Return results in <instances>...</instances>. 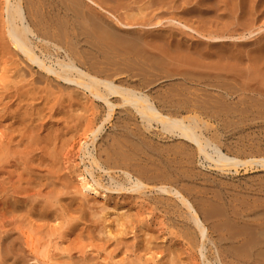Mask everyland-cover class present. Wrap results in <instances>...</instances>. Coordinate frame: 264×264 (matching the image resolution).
Segmentation results:
<instances>
[{
	"label": "bare ground",
	"instance_id": "bare-ground-1",
	"mask_svg": "<svg viewBox=\"0 0 264 264\" xmlns=\"http://www.w3.org/2000/svg\"><path fill=\"white\" fill-rule=\"evenodd\" d=\"M188 1L179 2L186 5ZM223 1L225 2L216 0L213 4H221ZM176 3L178 0H0V171L4 172L6 168L3 166H7L15 158V162L21 167L20 171L15 168L17 166L12 165L9 170L10 166H7L5 172L14 170L16 175H20V181L26 176L23 181L33 183L36 179L39 180L35 177L41 174L55 179V184L50 182L51 186L55 185L51 190L46 187L50 191H47L48 195L44 189L45 198L41 202L30 204V213L31 210L33 212L26 221H20L16 224L17 227L15 225L9 229L0 221V264H164L165 261L173 264L174 260L185 256L181 247H168L163 251L160 249L157 251L161 253L160 261H156L154 257L146 258L151 254V249H156L155 235L151 231L145 233V237L142 233L143 240H137L136 244H128L129 230L131 231L128 225L134 229V218H137L139 211L133 207L140 200L154 204L156 208L173 216L174 224L181 228L179 231L183 234L181 242L187 244V249H193L192 252L196 249L195 254L199 250V255L205 257L209 229L202 219L198 205L191 201L188 194L192 193V189L189 190L190 184L194 188L196 185L193 184L200 180L205 185L210 181L202 179L204 175L201 172L194 173L195 168L191 165L199 159L201 166L207 163L210 168L222 172L246 166L264 168V156L249 157V152L248 158L241 159L230 156L228 151L225 153L219 141V132L215 130L213 133V126L210 124L217 117H264V53L262 49H250L253 47L250 43L241 41L250 32L245 35L247 37L243 32V36H233L232 33L224 35V31L222 35H207V32L204 36L195 30L198 36H203V41L189 44L190 41L186 43L181 38L178 39L182 35L180 32L183 33L184 30L193 32L188 23L195 16L193 14L190 21L187 16V23L184 17V21L180 19L183 15L172 12ZM229 3V7H232L231 2ZM249 5L247 4L248 7ZM212 6V3L205 4L207 8ZM248 7L247 11L250 9ZM216 9L215 12L220 10ZM231 9L234 10V6ZM176 10L180 9L177 7ZM234 13L231 12L235 16ZM211 16L213 18L214 15ZM247 16L235 24L234 31L239 32L237 26H243L241 30H246L244 25L250 15ZM217 18L216 16L215 19ZM214 24L212 27L215 29ZM176 27L179 28V34L175 31ZM225 28L229 30L226 26ZM230 31L233 32L231 28ZM42 84V90L48 98L51 97L52 102L46 97L42 101L33 97L40 90L38 85ZM65 103L67 107L64 106L63 110L67 111L63 112L60 107ZM116 109H122L120 114L126 115L119 117L114 123L115 131L102 136L101 132L105 130L106 124L113 123L111 119H114ZM44 110L48 113L49 123L46 122V117H41ZM253 117L249 120H254ZM155 128L158 130L154 131ZM261 132L264 133V130ZM89 144L93 145V150L89 148ZM72 149L75 151H71ZM68 151L69 155L76 152L73 156L77 160L81 158L86 169L78 166L80 162L74 167L76 161L68 166L70 157L65 156ZM64 156L67 157L66 160ZM68 171L70 176L78 179V186L72 187L69 184ZM1 172L0 174L3 173ZM5 172L4 174H8ZM10 175L12 174H9L11 179ZM16 175L14 178H17ZM0 176L4 178L0 181V196L5 200L3 204L29 205L32 202L30 199V202H26L27 198L36 200V194L30 195L24 185L13 188V183L20 179L19 176L13 183L9 180L5 182L9 177L5 179V175ZM46 176L42 177L45 181ZM41 180L40 184L43 182ZM36 183L39 184V181ZM50 184L46 185L50 187ZM209 186L218 187L215 181H211ZM212 188L204 192H211ZM188 191L190 192L187 194ZM85 193L99 197L102 202L98 201L99 206L98 202L92 203ZM112 194L116 195L114 199ZM118 197H127V204L123 200V207L118 209L120 204L111 207L114 205L109 203L119 201ZM220 198L214 195L207 199L218 203ZM132 199L135 200L133 204ZM221 203L223 205L222 201ZM240 205L243 206L244 203ZM209 207V212L206 211L208 215H213ZM9 209L13 210V207ZM202 209L205 211L206 208ZM214 209L215 207L212 210ZM249 210H252L251 207ZM3 211H0L2 217ZM13 212L11 213L14 215ZM109 212H113L112 216H109ZM5 214L11 216L9 210ZM20 215L15 221L22 217ZM239 215L241 217V213ZM50 216L54 217L52 230L48 228ZM113 216L115 219L111 221ZM88 219L91 223L94 221L92 225L87 224ZM40 221H47V224ZM6 223L9 227L10 224ZM216 223L215 225L218 224ZM228 224L229 228L234 226L231 222ZM46 227L48 232L45 231ZM242 227L244 226H240L239 230ZM213 229L212 231L217 228ZM250 229L247 228L248 234L256 231L255 228L254 231ZM262 230L258 235L259 231L255 232L257 238L259 235L264 236ZM220 233L218 240L226 244L228 234L225 239L224 235L221 236L222 231ZM85 235L91 239L96 237V242H84ZM137 235L138 233L134 234L135 237ZM244 235L245 231L239 234L235 244L232 243L234 247L236 245L244 250H236L234 258L241 262L255 259L258 256L256 253L255 256L252 253L244 254L255 246L260 250H257L259 256L264 254V237H259L263 243H254L253 246V241L257 238L253 240L252 235L250 238L253 241L249 238L245 240L242 238ZM230 238L232 240L234 237L230 234ZM190 255L194 256V253ZM217 260L218 257L216 262ZM210 262L209 264H213Z\"/></svg>",
	"mask_w": 264,
	"mask_h": 264
},
{
	"label": "rangeland",
	"instance_id": "rangeland-1",
	"mask_svg": "<svg viewBox=\"0 0 264 264\" xmlns=\"http://www.w3.org/2000/svg\"><path fill=\"white\" fill-rule=\"evenodd\" d=\"M182 2V0H178V3H176V5H175V7H176V9H177V7H178V9H180L179 11L178 10H176L175 9V7L173 6V8H172V12H174V13H177L178 15H183L182 17H179L180 19L182 18V20L184 21V19H183V17L186 19L187 18V16H188V18L187 19H192L193 18V14H194V16L196 17L197 15H195V14H198V18H197V20L195 19V17L192 19V22H189L188 24H190L189 26H191V28L193 29V32H191V31H186V30H184L183 31V33H181L180 32V34H182L180 37H178V39L179 38H181V40L182 41H186V43H188L189 41V44L192 42L193 44L194 43H196L198 40H200V41H203V36L202 35H204V36H206L205 35V33L207 34V32H208V34L207 35H222V33H223V31H224V35H230L231 33H232V35L233 36H240V35H242V33L241 32H243V35L245 36V35H247L249 32L250 33H252L251 35H250V33H249V35H247V36H245V37H247L245 40H241L242 42H244V43H250V46H253L252 48H250V49H254V50H256V49H262L263 51H262V53H264V0H225V2L223 1L221 4H219V3H216V4H213V3H215L216 2V0H202L203 2H201V0H194V2H193V0H189V1H191V3H189V1L187 2V4L186 5H183L184 4V2L183 3H181L180 4V2ZM199 1V2H198ZM205 1H207V2H205ZM213 1H215V2H213ZM218 2H220L221 0H217ZM242 1V2H241ZM248 1H250V2H248ZM254 1V2H253ZM258 3H260V4H258ZM201 2V3H200ZM229 2H231V4H232V7L234 6V10H232L231 8V6L229 7V5H230V3ZM247 2V3H246ZM191 5V6H188L189 4ZM207 3V5H210V3H212V5L213 6H215V5H218L217 7L215 6V7H213L212 6V8H207V7H205V4ZM228 3H229V5H228ZM241 3V4H240ZM243 3V4H242ZM178 4H180V6L178 5ZM195 4H198L197 6L195 5ZM247 4H250L249 5V7L247 6ZM261 4H263V6L261 5ZM173 5V4H172ZM201 5V6H200ZM204 5V6H203ZM228 5V6H227ZM241 5V6H240ZM185 6V7H184ZM252 6H256L257 8H255V7H252ZM261 6H262V8H261ZM197 7V8H196ZM203 7H205V8H203ZM229 7V8H228ZM246 7H248V8H250L249 9V11H247V8ZM184 8H186V10L184 9ZM216 8H218V9H220L219 11H217V12H215L216 10L215 9ZM224 8V9H223ZM237 8H238V10H237ZM258 8H260V9H258ZM174 9V10H173ZM253 9V10H252ZM198 10V11H197ZM226 10V11H225ZM230 10V11H229ZM236 10V11H235ZM244 10H246V12L248 13H246ZM256 10V11H255ZM182 11V12H181ZM220 11H222V12H220ZM181 12V13H180ZM189 14H188V13ZM214 12L216 13V15L214 14ZM219 12V13H218ZM231 12L232 13H234L235 14V16L233 15V14H231ZM240 12V13H239ZM237 13V14H236ZM250 13V14H249ZM253 13V14H252ZM255 13V14H254ZM250 15V16H252V15H254L253 17H250L249 16V18H247V21L248 22H246V24L244 25L246 28V30H241V27H243V26H237V30H239V32H237V31H234V30H236V28H235V24L239 21V20H241V18L242 17H244V19H246L245 18V16L246 15ZM207 15H210L209 17L207 16ZM211 15H214L213 16V18H212V16ZM192 16V17H191ZM201 16V18H199ZM208 17V18H206V17ZM221 17V21L217 18V19H215V17ZM247 16V17H248ZM230 17V18H229ZM209 18L211 19V20H209ZM186 19V23H187V20ZM190 19H189V21H190ZM201 19V20H200ZM232 19H234V20H232ZM237 19V20H236ZM196 20V21H195ZM204 20H206V21H203ZM229 20V21H228ZM194 21H195V25H193L194 24ZM207 21H209V22H207ZM215 21V22H214ZM223 21V22H222ZM199 22H201V24L199 23ZM203 22V23H202ZM215 24H214V23ZM226 22V23H225ZM249 22H251V24H249ZM208 23L210 24V25H208ZM220 25H219V24ZM224 23H225V25H224ZM234 23V24H233ZM252 23H253V25H252ZM204 24V25H203ZM207 24V25H206ZM215 25V29H214V26L212 27V25ZM227 24H232V26H230V25H227ZM205 25H206V27L208 26L209 28H210V30H207V29H209L208 27L206 28L205 27ZM224 25V26H223ZM197 27V29H196V27ZM217 26H219V27H217ZM225 26L227 27V28H229V30H226V28H225ZM249 26H251V28L249 27ZM220 27H223L224 29H220ZM235 29H234V28ZM248 27H249V29H248ZM203 28V29H202ZM230 28H231V30H233V32L232 31H230ZM233 28V29H232ZM179 29V28H178ZM178 29H177V27H176V30L175 31H177L176 33L177 34H179V32H178ZM205 29V30H204ZM248 29V30H247ZM195 30H198V31H200V33L202 34L201 35V37L200 36H198L199 34H197L196 32H195ZM204 30V31H203ZM218 30V31H217ZM241 30V31H240ZM250 30V31H249ZM214 31L216 32V33H214ZM247 31V32H246ZM211 32V34H209ZM235 32V33H234ZM236 32H237V34H236ZM221 33V34H220ZM227 33H230V34H227ZM238 33H239V35H238ZM245 33V34H244ZM188 34V35H187ZM242 35V36H243ZM189 36V37H188ZM198 37V38H197ZM250 37V38H249ZM192 38H197V40H195V39H192ZM177 39V40H178ZM177 40H176V42H177ZM185 43V42H184ZM257 43V44H256ZM258 47V48H257ZM263 56H264V54H263ZM264 66V65H263ZM262 70L264 71V67H262ZM28 79V78H27ZM206 82V81H205ZM40 88V92L38 91V94H35L33 97H35L37 100H39V99H41V101H42V98L44 97V99H49L51 102H52V100H51V97H49L48 98V95L45 93V91H43L42 89L44 88V86H43V84L40 86V85H38ZM46 97V98H45ZM235 97V96H234ZM233 97V98H234ZM36 99H34V100H36ZM46 103H48V101L46 102ZM49 106L51 105V104H48ZM63 106V107H62ZM62 106L60 107V110H62L63 112L66 110L67 111V109H65V110H63L64 109V106H66V103L65 104H62ZM67 107V106H66ZM62 108V109H61ZM120 110H122V109H120ZM120 110H118V109H116V114H115V116H114V119H111V121L113 120V123H111V125H109V124H106V126L104 127V131H102L101 133V135L102 136H104L106 133H110V132H113V131H115V129L116 128H114L115 127V124H116V122H117V120L119 119V117H124L123 115H126V114H124V113H122V114H120ZM65 111V112H66ZM122 115V116H121ZM61 116V115H60ZM59 116V117H60ZM63 116V115H62ZM61 116V117H62ZM41 117H48V113H47V111H43L42 112V114H41ZM241 117V118H240ZM239 118L237 117V118H232V117H219V119H218V117L216 118V119H214L215 120V122H213L214 120H212L211 122L212 123H210L212 126H213V128H212V132L214 133L215 132V130L217 131V132H219V141L221 142V144H222V148H223V150L225 151V153H227V151H228V154L230 155V156H238L239 158H241V159H245V158H248V156H249V152H250V156L249 157H255V158H258V156L260 157V156H264V148H263V144H264V133L263 132H261V131H263L264 130V117H256L257 119H255V117H253V116H240ZM250 117V118H249ZM251 117H253L254 118V120H249V119H251ZM243 118V120H241ZM245 118L247 119V120H245ZM258 118H260L262 121H260V119L258 120ZM49 118H47V120H46V122H48L49 120H48ZM103 119V118H102ZM220 119H222V120H220ZM227 119V120H226ZM217 120V121H216ZM234 120V122L232 123V121ZM257 122H256V121ZM226 121V122H225ZM231 121V124L229 123ZM249 121V122H248ZM254 121V122H253ZM50 122V121H49ZM48 122V123H49ZM218 122H220L221 124H219ZM224 122V123H223ZM247 122V123H246ZM115 123V124H114ZM217 123H218V125H217ZM237 123V124H236ZM249 123V124H248ZM262 123V124H261ZM113 124V125H112ZM226 124H228V125H226ZM230 124V125H229ZM256 124V125H255ZM261 124V125H260ZM224 125V126H223ZM215 126V127H214ZM219 126V127H218ZM223 128H222V127ZM235 126V127H234ZM246 126V127H245ZM245 127V128H244ZM249 127V128H248ZM112 128H114V129H112ZM216 128V129H215ZM229 128V129H228ZM223 129V130H222ZM225 129V130H224ZM263 129V130H262ZM154 131H157L158 129L157 128H155V129H153ZM219 130V131H218ZM222 130V131H221ZM250 130V131H249ZM254 130V131H253ZM258 130H260V132L258 131ZM221 131V132H220ZM232 131V132H231ZM246 131V132H245ZM252 131V132H251ZM244 133H246V135L244 134ZM251 133H252V135H251ZM256 133V134H255ZM229 134V135H228ZM249 134V135H248ZM253 134H255V136H253ZM259 134H260V136H259ZM223 135H225V136H223ZM263 135V136H262ZM237 136V137H236ZM253 136V137H252ZM221 137V138H220ZM223 137H225V138H223ZM232 137H234V138H232ZM239 137V138H238ZM249 139H248V138ZM227 138V139H226ZM244 138V139H243ZM247 138V139H246ZM251 138H252V140H251ZM98 139H100V138H98ZM261 139V140H260ZM231 140V141H230ZM246 140V141H245ZM251 140V141H250ZM254 140V141H253ZM255 140H256V142H255ZM258 140V141H257ZM235 141H237V142H235ZM240 141V142H239ZM16 142V141H15ZM228 142V143H227ZM246 142V143H245ZM239 143V144H238ZM244 143V144H243ZM248 143V144H247ZM254 143V145H252ZM256 143V144H255ZM258 143V144H257ZM260 143V144H259ZM263 143V144H262ZM235 144V145H234ZM237 145L239 146V147H237ZM92 146L93 145H90L89 144V148L91 149V150H93L92 149ZM232 146V147H231ZM244 146V147H243ZM255 146V147H254ZM262 146V147H261ZM14 147H16V146H14ZM77 148H78V145H77V147H75L74 149L75 150H77ZM94 148V147H93ZM226 148V149H225ZM234 148V149H233ZM252 148V149H251ZM71 148H69V150H70ZM74 149H72L71 151H73ZM89 149V150H90ZM229 149V150H228ZM238 149V150H237ZM258 149H259V151H258ZM74 150V151H75ZM242 150V151H241ZM244 150H245V152H244ZM261 150V151H260ZM237 151V152H236ZM241 151V152H240ZM70 151H68V152H65V154H67V155H65V156H68V157H70V158H68V161H69V159H70V161H69V163L67 164L68 166L70 165V164H72L74 161H76V162H74L72 165L75 167V165L76 164H78L79 162L81 163H83V161L81 160V158H79V160H77V157L76 156H73L74 155V153L76 154V152H72L71 153V155H69L68 153H69ZM90 152H92V151H90ZM237 153V154H236ZM247 154H248V156H247ZM65 156L63 157L65 160H66V158H65ZM72 156V157H71ZM74 160H73V159ZM76 158V159H75ZM72 159V160H71ZM13 161L15 162L16 160H15V158H13V160L11 159L9 162H11L10 164H9V162H8V164H7V166L9 167H7L6 165L5 166H3V167H5L7 170H9V169H11V166L12 165H14V166H17V167H15V168H17L19 171H20V169H21V167H20V165H18L17 164V162H15V163H13ZM198 162V163H197ZM78 164V166L80 165V167H81V169H86L85 168V165H84V163L83 164ZM196 164V165H195ZM208 164L206 163V164H204L203 166H205V167H203V166H201V164H200V162H199V159H196L194 162H192V167L193 168H195L194 170H193V172L194 173H202V175H204V176H202V179H208L210 182L211 181H215V184H217L218 185V187H215V188H212V187H210L209 185H210V182H207L208 183V185H205L206 183H204V181H202V180H200L198 183H196V184H193L194 186V188H192L191 187V185L192 184H190L189 185V190H191L192 189V193H190V194H188L190 191H188L187 192V194L189 195V198L191 199V201L192 202H194V203H196L197 205H198V207H199V209H200V211H201V216H202V219L205 221V224H206V226L208 227V239H206V242H205V249L206 250H204V255H205V257H207L208 256V258H205V257H203L201 254L199 255V250H197V253L195 254V250L196 249H194V251L192 252L191 250H193V249H191V250H189V249H187L188 247H187V244H185V242L184 241H182L181 242V240H183V238L181 237L183 234H181L182 233V231H179L181 228L180 227H178L176 224H174L175 222L173 221V216H171V215H169V214H166L165 212H164V210L163 209H160V208H156L155 206H154V204H151V203H147V202H145L144 203V200H140V201H138L139 202V204H138V202H136L135 203V200H131V202H132V204H133V202L135 203L133 206V208H136L138 211H139V214H138V216H137V218H134L135 220H134V223L135 224H133V226H134V229L131 227H129V225H128V229H131V231L129 230V235H128V244H132V243H134L135 242V244H136V242H137V240H139V239H142L143 240V237H145V233H147V232H149V231H151V233H152V235L154 234L155 236V244H156V249H154L153 247V249H151V250H153V252L150 250V253L151 254H149L148 256H146V258H152V257H154V259L156 260V261H160V259H161V253L160 252H157V251H160V249H161V251H163L164 249H167L168 247H174L175 246V249H177L178 247H181V249H183V251H185V253H183V254H185V256H183L182 255V258H180V260H179V258L178 259H176V260H174L173 261V264H191L192 263V260H193V262L194 263H192V264H206V262H208L207 264H209V262L212 260V259H214V260H212L210 263H212L213 262V264H260L258 261H260L261 262V264L263 263L264 264V261H262V260H264V256H262V255H264L263 253H261V255L259 256V252H260V250L258 249V247H256L255 245L256 244H258V242H262L260 239H259V237H261V238H263L261 235H259L258 236V238H257V236H256V231H259V233H257V235L258 234H260V230H262V232H264V168H262V169H260V168H253L252 166H246V167H243V169L242 168H237V169H231V170H227V171H219V169H214V168H210L209 167V165L207 166ZM13 166V167H14ZM19 166V167H18ZM77 166V165H76ZM66 167V166H65ZM64 167V170L66 169ZM87 167V166H86ZM208 167V168H207ZM250 167V168H249ZM20 168V169H19ZM200 168V169H199ZM204 170H203V169ZM246 168V169H245ZM4 169V168H3ZM6 169L4 170V172L6 171ZM12 169H14V168H12ZM206 169V170H205ZM1 170H2V168H1ZM213 170V171H212ZM19 171H17L16 170V173L18 172L19 173ZM67 171V170H66ZM203 171V172H202ZM219 171V172H218ZM235 171V172H234ZM1 172V171H0ZM2 172H3V170H2ZM1 172V173H2ZM4 172L2 173V174H0V175H5L4 177H5V179H6V177H9V174H12V175H10L11 176V179H10V177L9 178H7L6 179V181L5 182H7V180H9V182H11V183H13V181L14 180H16V179H19V180H16V181H14L15 183H13V188L14 187H16L17 185H20L21 184V186L22 185H24L23 187L25 188V187H27V188H25V189H27V191L29 190L30 191V193H29V191H28V193L30 194V195H35L36 196V200H32V198L31 197H29V198H27L25 201L26 202H28L29 200L28 199H30L31 200V202L32 203H29V205H28V203H22V204H17L16 203V205L15 204H13V205H10V206H8L7 204H3L4 202H5V200L0 196V200H3L2 202L0 201V211H7L8 212V210H9V215H11V216H8V215H6L5 214V212H4V218L5 219H7V220H4L3 219V217H2V214H0V218L2 217V220L0 219V221H2L3 222V225H5V227H7L6 229H9V228H12V227H15V225L16 224H18L20 221H26V219H28V217L32 214V212H33V210H31V213H30V210H29V206H30V204H33V203H36V202H41L40 200H42L43 198H45V195L43 194L45 191H44V189H46V187H48V189L50 188V190H51V188H53L55 185H52L51 186V184H55V179L53 180V179H49V178H47V176L45 175V174H41V176H36L35 178H39V180H35L36 182H38L39 181V184H40V180L42 179L43 180V182L41 183V184H43L44 186H42L41 184L39 185L38 183H36V182H33V183H25L23 180H25L26 179V176L25 177H22V181H20L21 180V177H20V175L19 174H15V172H14V170L12 171V170H10V172H5V173H8V174H4ZM69 172V171H68ZM227 172V173H226ZM17 176V178L15 177L14 178V174ZM96 173H97V171H96ZM64 174H66V172L64 171ZM208 174V175H207ZM213 174V175H212ZM225 174V175H224ZM8 175V176H7ZM222 175V176H221ZM18 176H19V178H18ZM46 176V181L42 178V177H45ZM208 176V177H207ZM213 177V178H211V177ZM223 176H224V178H223ZM66 177H67V174H66ZM214 177H217V178H214ZM90 178V177H89ZM1 179H4V178H2L1 176H0V181H1ZM41 180V181H42ZM50 180V181H49ZM67 180H68V182H69V184L72 186V187H75V186H78V179H76L75 177H73V175L72 176H70V172L68 173V178H67ZM222 180V181H221ZM49 181V182H48ZM106 182L108 181V177H106V180H105ZM202 181V182H201ZM221 181V182H220ZM226 181V182H225ZM230 181V182H229ZM23 184H22V183ZM50 182H52L51 184H50ZM225 182V183H224ZM231 182L233 183V184H231ZM257 182V183H256ZM47 183H49L50 184V187L48 186V185H46ZM221 183V184H220ZM8 184V183H7ZM16 184V185H15ZM32 184V185H31ZM227 184V185H226ZM9 185H11V184H9ZM8 185V186H9ZM38 185L40 186V187H42V188H40V187H38ZM202 185H204V186H202ZM235 185V186H234ZM247 185V186H246ZM250 185H251V187L252 188H250ZM31 186H35L34 188H32ZM197 186H199L198 188H197ZM222 186V187H221ZM241 186H243V187H241ZM18 187V186H17ZM22 187V188H23ZM31 187V188H30ZM38 187V188H37ZM44 187V188H43ZM202 187H204L205 188V190L207 189V191H208V189H209V191H210V188H212L211 189V192H207L206 191V193L208 194V195H206V193L204 192L205 190L202 188ZM209 187V188H208ZM246 187V188H245ZM37 188V189H36ZM40 188V191H38V189ZM191 188V189H190ZM196 188V190H194L193 191V189H195ZM224 188V189H223ZM250 188V189H249ZM263 188V189H262ZM203 189V190H202ZM216 189H218V190H216ZM243 189V190H242ZM20 189H18V191H19ZM34 190H36V191H38V192H35ZM198 190V191H197ZM212 190H213V193H212ZM15 191V190H14ZM50 192L49 190H47L46 189V193H47V195H48V192ZM196 191V192H195ZM201 191H203V192H201ZM215 191V192H214ZM228 191V192H227ZM17 192V191H16ZM34 192V193H33ZM193 192H195L194 194H193ZM222 192V193H221ZM45 193V194H46ZM219 193V194H218ZM236 194V195H234V194ZM43 194V195H42ZM86 194V193H85ZM195 194H197V195H195ZM38 195V196H37ZM47 195H46V197H47ZM88 197H89V199H91L92 200V203H94V201L97 203L98 201L99 202H102V200H99L100 198L99 197H97V196H94V195H92V194H86ZM195 195V196H194ZM201 197H200V196ZM203 195H205V196H203ZM211 195V196H210ZM215 195V196H217L218 198H219V196L221 197L219 200V202L218 203H215V202H210V200H208L209 198H211V197H213V196ZM44 196V197H43ZM194 196V197H193ZM243 196V197H242ZM112 197H113V199L116 197V195H113L112 194ZM228 197H229V199H228ZM242 198V201H241V198ZM245 197H247V198H245ZM249 197H251V198H249ZM2 198V199H1ZM202 198H203V200H202ZM208 198V199H207ZM234 198H235V200H234ZM253 198H257V199H253ZM118 199H119V201L120 200H122V201H111L109 204L110 205H114V206H111V207H117L119 204V206H118V209H119V207L121 208V207H123V205H121L122 203L121 202H123V200H126L127 199V197H125V199L124 198H121V197H118ZM222 199V200H221ZM249 199V200H248ZM262 199V200H261ZM200 200V201H199ZM207 200V201H206ZM228 200H229V202H228ZM253 200V201H252ZM202 201V202H201ZM221 201L223 202V205H222V203H221ZM239 201H241V203H242V205H243V203H244V205L243 206H241L240 204V202ZM263 201V202H262ZM30 202V201H29ZM99 202H98V206H99ZM130 202V203H131ZM230 202H232V203H230ZM236 202H238V203H236ZM248 202V203H247ZM13 203V202H12ZM208 203H209V206H214L215 207V209L214 210H212L213 208H211V207H209L208 206ZM231 205H233V206H231ZM240 203V204H239ZM253 203V204H252ZM261 203V204H260ZM263 203V204H262ZM126 204H127V200H126ZM128 204H129V202H128ZM137 204V205H136ZM148 204V205H147ZM207 204V205H206ZM213 204H217V206L216 205H213ZM227 204V205H226ZM250 204V205H249ZM24 205V206H23ZM139 205L141 206V207H139ZM143 205V206H142ZM151 205H152V207H151ZM201 205H203V206H201ZM246 205H249V206H246ZM253 205V206H252ZM4 206H6L7 207V209H6V207H4ZM37 206V205H36ZM136 206H138V208L136 207ZM148 206H150V207H148ZM254 206H256V207H254ZM258 206H260V207H258ZM4 207V208H3ZM13 207V210L12 209H9V208H12ZM21 207V208H20ZM208 207L210 208V212H212L213 211V215H212V213H209V215L211 216L210 218H209V215H208V212H209V210H208ZM219 207V208H218ZM248 207H249V209H250V207H251V209L252 210H249L248 209ZM20 208V209H19ZM23 208V209H22ZM202 208H206L205 209V211L206 210H208V212L206 213L205 211H204V209H202ZM240 208V209H239ZM244 208H247V209H244ZM260 208V209H259ZM26 209V210H25ZM223 209V210H222ZM15 210V211H14ZM20 210V211H19ZM24 210H25V213H24ZM39 210V209H38ZM38 210H36V215H38ZM161 210V211H160ZM220 210V211H219ZM15 212V214L13 215L11 212ZM22 211V212H21ZM216 211V212H215ZM224 211V212H223ZM13 212V213H14ZM111 212V211H110ZM109 212V216H112V213H110ZM257 212V213H256ZM0 213H2V212H0ZM19 213V214H18ZM27 213H28V215H27ZM164 213V214H163ZM217 213V214H216ZM220 213H222L221 215H220ZM233 213H235V214H233ZM241 213V217H239L240 214ZM245 213H247V214H245ZM21 214V215H20ZM23 214V215H22ZM166 214V215H165ZM208 215L207 217H206V215ZM216 214V218H215V215ZM219 214V215H218ZM235 215V216H233V215ZM261 214H263V215H261ZM15 215H16V217H15ZM19 215H20V217L21 218H19L18 219V221H15V220H17V218L19 217ZM163 215V216H162ZM223 215H224V217H226L225 219H224V217H223ZM236 215H238V216H236ZM245 215V216H244ZM257 215V216H256ZM32 216V215H31ZM254 216H256V217H254ZM262 216V217H261ZM6 217H8V218H6ZM163 217H165V218H163ZM204 217V218H203ZM205 217H206V219H205ZM223 217V219H220V218H222ZM246 217V218H245ZM22 218H23V220H22ZM212 218V219H211ZM215 218V219H214ZM244 218V219H243ZM251 218V219H250ZM112 219H113V221H114V219H115V217L113 216V217H111V221H112ZM165 219V220H164ZM170 219V220H169ZM219 219V220H218ZM233 219V220H232ZM49 220H51V221H48V225H49V230H52L51 228H52V225L51 224H54V217L53 216H50L49 217ZM94 220V219H93ZM164 220V221H163ZM168 220V221H167ZM211 220V221H210ZM223 220V221H222ZM228 220V221H227ZM239 220V221H238ZM6 221L8 222V224H10V226L8 227V225H7V223H6ZM12 221V222H11ZM218 223H216V222ZM231 222V224H233L234 226V228L232 227V225L230 226L231 228H229V224L228 223H230ZM12 223V225H11V223ZM41 222V221H40ZM43 222V221H42ZM41 222V223H42ZM94 222V221H93ZM93 222L91 223V221L88 219L87 220V224H89V225H92L93 224ZM163 222V223H162ZM214 222V224H212ZM224 222H225V224L226 225H224ZM228 222V223H227ZM250 222H251V224H250ZM43 223H45V224H47V221H44ZM57 223V222H56ZM55 223V224H56ZM165 223V224H164ZM215 223L217 224V225H215ZM220 223H222L221 225H220ZM253 223V224H252ZM262 223H263V225H262ZM58 224V223H57ZM56 224V225H57ZM168 224V225H167ZM171 224V225H170ZM209 224V225H208ZM261 225V227H259L260 225ZM56 225H54V226H56ZM225 226V227H223V228H221L222 226ZM259 225V226H258ZM54 226H53V228H54ZM176 226V227H175ZM227 226V227H226ZM235 226H237L236 228H235ZM240 226H244V227H242L243 229H241L240 228V230H239V227ZM16 227H17V225H16ZM211 227V228H210ZM48 228L46 227V229H45V231H47L48 232ZM116 228V227H115ZM172 229V231H170L171 229ZM178 228V229H177ZM215 228H217V229H214ZM221 228V229H220ZM226 228H228L229 229V231H228V229H226ZM244 228H246V229H244ZM247 228H251L252 230L254 229V230H256L254 233H250L249 232V234H248V231H247ZM133 229V230H132ZM168 229H169V231H168ZM175 229H176V231H175ZM212 229L214 230V231H212ZM250 229V230H251ZM211 230V231H210ZM226 230H227V233H226ZM234 230H239L238 232L237 231H235V232H233ZM242 230V233H240V231ZM253 230V231H254ZM176 232V235H174L175 234V232ZM216 231H219V232H216ZM220 231H222V235L221 236H223L224 235V238L226 239V238H228V236H229V238H230V234L234 237V238H232V240H233V242H232V240H230L229 238L228 239H226V240H228V242H226V244L225 243H223V242H220L219 240H218V237H220V235H219V233H220ZM245 231V235L244 236H242V238L244 237L245 238V240H248V238L249 239H253V240H255L256 238V242L255 241H253L252 239V241H253V246H255V247H253V249H251L250 251L249 250H247V251H245L244 252V254H247V253H252L254 256H255V254L254 253H256V255H258V256H256V258L255 259H250V261H248V262H241V260H237L236 258H234V256L233 255H236L237 253H235V251L236 250H238V251H236V252H241V251H244L241 247V249L238 247V246H236L235 245V247H234V242H236V241H238V238L237 237H239V234H243V232ZM134 232V233H133ZM179 234H178V233ZM214 232V233H213ZM223 232H224V234H223ZM234 233V235H233V233ZM135 233H138V235H137V237H135L134 236V234ZM142 233H143V237H142ZM131 234V235H130ZM177 234L180 236H177ZM214 234H215V236H214ZM221 234V233H220ZM227 234H228V236H227ZM238 234V235H237ZM216 235H218L217 237H216ZM237 235V236H236ZM253 235V237H251L250 238V236H252ZM263 235H264V233H263ZM130 236V237H129ZM256 236V237H255ZM96 237H97V234H96ZM96 237H94V238H88L86 235L84 236V238H83V240H84V242H86V241H93L94 243L96 242ZM214 237H215V239H214ZM241 237V236H240ZM175 238H177V240L175 239ZM210 238V239H209ZM217 238V239H216ZM241 238V239H242ZM259 239V240H258ZM134 240V241H133ZM131 241H133V242H131ZM219 241V242H218ZM250 241V240H249ZM249 241H248V243H249ZM252 241H250V243L252 244ZM263 241H264V238H263ZM131 242V243H130ZM181 242V243H180ZM87 243V242H86ZM177 243V244H176ZM178 243H180V244H178ZM232 243H234V244H232ZM254 243H255V245H254ZM263 243V242H262ZM157 244H159L158 246H157ZM185 246H184V245ZM222 244V245H221ZM232 244V245H231ZM181 245V246H180ZM182 245H183V247H182ZM159 246H161V247H159ZM189 246V245H188ZM230 246H233V248L235 249L236 247H238V249L236 248L235 250H233V248L231 247L230 248ZM252 246V245H251ZM213 249H212V248ZM227 247H229V248H227ZM185 248H186V250H188L189 252L187 253L186 252V250H185ZM158 249V250H157ZM173 249V248H172ZM209 249V250H208ZM240 249V250H239ZM222 250V251H221ZM233 250V251H232ZM259 252H258V251ZM207 253H206V252ZM157 252V253H156ZM176 252V251H175ZM174 252V253H175ZM258 252V253H257ZM192 253H194V256L193 255H190V254H192ZM212 253L213 254H215V255H217V256H215V255H212ZM229 253V254H228ZM159 254V255H158ZM176 254V253H175ZM198 254V255H197ZM223 254V255H222ZM248 254V255H249ZM158 255V256H157ZM196 255V256H195ZM172 257L174 256V254H172L171 255ZM181 256V255H180ZM193 256V257H192ZM211 256V257H210ZM247 256V255H246ZM156 257H158V258H156ZM167 257H169V256H167ZM186 257V258H185ZM190 257H191V259H190ZM215 257V258H214ZM217 257H218V260H217V262H216V259H217ZM258 257V258H257ZM202 258V259H201ZM203 259H205L204 260V263H202L203 262ZM165 260V259H164ZM183 260V261H182ZM194 260H196V261H194ZM202 260V261H201ZM210 260V261H209ZM231 260V261H230ZM181 263H180V262ZM188 261V262H187ZM166 262V261H165ZM164 262V264H172V263H165ZM228 262V263H227ZM29 264V263H28ZM30 264H31V262H30Z\"/></svg>",
	"mask_w": 264,
	"mask_h": 264
}]
</instances>
